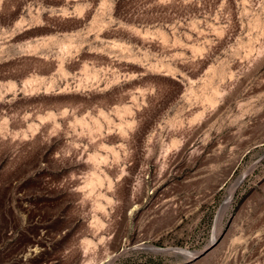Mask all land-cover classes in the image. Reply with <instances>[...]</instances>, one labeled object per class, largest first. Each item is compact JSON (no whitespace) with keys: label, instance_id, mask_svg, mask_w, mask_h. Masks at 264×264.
I'll return each instance as SVG.
<instances>
[{"label":"rangeland","instance_id":"rangeland-1","mask_svg":"<svg viewBox=\"0 0 264 264\" xmlns=\"http://www.w3.org/2000/svg\"><path fill=\"white\" fill-rule=\"evenodd\" d=\"M0 264H264V0H0Z\"/></svg>","mask_w":264,"mask_h":264}]
</instances>
